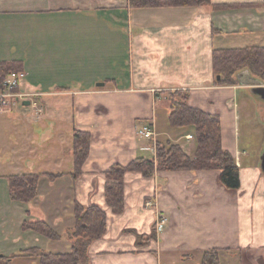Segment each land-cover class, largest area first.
<instances>
[{"label": "crops", "instance_id": "obj_1", "mask_svg": "<svg viewBox=\"0 0 264 264\" xmlns=\"http://www.w3.org/2000/svg\"><path fill=\"white\" fill-rule=\"evenodd\" d=\"M249 45H264V0L143 8L129 0H0V61H18L19 88L39 90L46 103L38 113L21 101L0 104V255L13 264L38 261L32 247L69 251L77 201L106 212L88 264H201L211 249L218 264H264V98L251 91L264 83L245 69L236 84L219 85L212 66L214 48ZM172 90L219 115L240 186L227 188L217 169L129 171L123 210L114 213L104 197L112 165L155 160L157 141L194 156L193 130L168 122ZM148 124L155 143L139 132ZM74 128L92 136L75 178ZM23 173L40 174L30 202L9 193L8 177ZM159 215L167 221L157 231ZM24 220H44L60 237L23 228Z\"/></svg>", "mask_w": 264, "mask_h": 264}, {"label": "trees", "instance_id": "obj_2", "mask_svg": "<svg viewBox=\"0 0 264 264\" xmlns=\"http://www.w3.org/2000/svg\"><path fill=\"white\" fill-rule=\"evenodd\" d=\"M210 0H129L130 7L197 6ZM212 66L219 85L236 84L239 72L247 69L264 83V45L214 48ZM18 61H0V90L3 81L12 71H20ZM168 122L172 126L193 130L194 156L185 152L179 143L157 141L156 159L136 157L125 165L114 164L106 171L104 186L105 201L114 213L124 207V175L139 171L149 176L159 170H201L217 169L221 182L230 189L240 186L239 168L233 155L222 147L220 117L188 103L187 94L172 90L169 97ZM91 133L81 129L72 130L73 178L81 173V167L89 155ZM53 178L57 173H48ZM40 174L23 173L8 177V188L12 199L30 202L37 196ZM74 225L69 239L71 249L66 252H51L32 247L38 253V264H88V243L101 237L106 230V212L98 205L73 204ZM23 228L32 229L51 239L60 237L54 228L44 220H24ZM0 264H10V257L0 255ZM201 264H218L216 249L206 251Z\"/></svg>", "mask_w": 264, "mask_h": 264}, {"label": "built area", "instance_id": "obj_3", "mask_svg": "<svg viewBox=\"0 0 264 264\" xmlns=\"http://www.w3.org/2000/svg\"><path fill=\"white\" fill-rule=\"evenodd\" d=\"M25 77V72L12 71L7 75L3 81V87L0 90V103L5 104L18 100H29V104L34 108L35 112L44 111V102L39 97L42 96L40 92H23L21 91L20 83ZM140 134L146 137L148 140H152L155 143L156 132L153 125H144L139 130ZM167 221V217L159 215L155 222V229L161 230Z\"/></svg>", "mask_w": 264, "mask_h": 264}, {"label": "rangeland", "instance_id": "obj_4", "mask_svg": "<svg viewBox=\"0 0 264 264\" xmlns=\"http://www.w3.org/2000/svg\"><path fill=\"white\" fill-rule=\"evenodd\" d=\"M59 91H66V92H68L69 93V91L68 90H66V89H58ZM21 91H23V92H30V91H32V92H40L39 90H37V89H31V90H22L21 89ZM57 91V90H56ZM58 91V92H59ZM40 93H42V92H40ZM170 93H171V91H169L168 92V99H169V97H170ZM19 102L21 101L22 102V100H18ZM14 102V101H13ZM260 102L261 103H263L264 101L263 100H260ZM10 103V102H9ZM8 102L7 103H5V105L6 104H9ZM1 104V103H0ZM19 105H20V103H18ZM33 110H34V108L30 105V104H28ZM46 105V103H44V110H45V106ZM58 175H60V173H57ZM72 217H73V219H74V213H73V205H72ZM166 224V223H165ZM165 226V225H164ZM72 228L73 227H71V228H69V229H67V231H66V236L69 238V236H70V234H71V232H72ZM32 252H34L33 250H32ZM34 253H36V252H34ZM36 256L38 257V253H36ZM14 263L15 264H38V261H36V262H33L32 261V259L31 258H28V259H16L15 261H14ZM13 263V264H14Z\"/></svg>", "mask_w": 264, "mask_h": 264}, {"label": "water", "instance_id": "obj_5", "mask_svg": "<svg viewBox=\"0 0 264 264\" xmlns=\"http://www.w3.org/2000/svg\"><path fill=\"white\" fill-rule=\"evenodd\" d=\"M216 78L219 79L220 76L217 75ZM97 84L102 85L103 83L101 82V83H97ZM251 91L254 94L258 95L259 97L264 98V85H262V84L252 85ZM22 103L24 105L29 104V100H23ZM260 166H261L262 171L264 172V149H263L262 154L260 156Z\"/></svg>", "mask_w": 264, "mask_h": 264}]
</instances>
